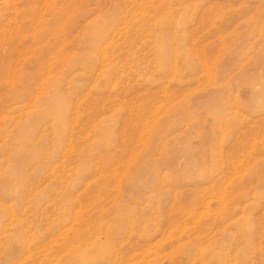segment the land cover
I'll list each match as a JSON object with an SVG mask.
<instances>
[{"label": "rangeland", "instance_id": "rangeland-1", "mask_svg": "<svg viewBox=\"0 0 264 264\" xmlns=\"http://www.w3.org/2000/svg\"><path fill=\"white\" fill-rule=\"evenodd\" d=\"M0 264H264V0H0Z\"/></svg>", "mask_w": 264, "mask_h": 264}]
</instances>
